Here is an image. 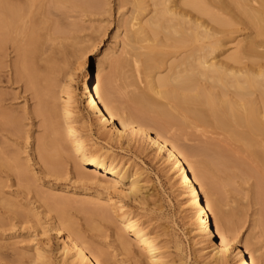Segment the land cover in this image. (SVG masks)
Returning <instances> with one entry per match:
<instances>
[{
    "label": "rangeland",
    "instance_id": "rangeland-1",
    "mask_svg": "<svg viewBox=\"0 0 264 264\" xmlns=\"http://www.w3.org/2000/svg\"><path fill=\"white\" fill-rule=\"evenodd\" d=\"M9 1L15 3L20 0ZM51 1L45 0V7L51 9L45 19L52 22V28L48 32L40 31L45 44L44 53L37 62L42 71L40 73L39 70L41 76L38 73V85L32 86L17 78L18 43L4 38L0 47V264H83L79 260L73 263V254L65 251L66 236L55 229L56 221L63 219L60 213L75 224L86 242L105 252L103 258L107 256L112 264H136L133 250H141L144 254L147 252L141 244L136 243L137 237L127 221L115 212L110 213V218H102L91 216L84 209L96 190L101 192L99 198L93 197L98 204H106L109 196L118 203H125L147 228L159 235L164 246V264H236L233 255L226 262L216 261L212 248L200 241L195 217L191 215L185 195L181 194L177 173L163 153L155 149V142L129 133L119 135L112 125L98 120L87 98L82 95L86 77L91 76L98 84L100 78L114 76V67L126 51L123 43L130 26L133 22H137L136 25L140 21L146 22L161 4L157 3L158 0H141L137 11L133 4L135 0H88L89 5L85 7L68 2L57 5ZM178 1L168 2L178 13L168 21L169 25L175 26V30L170 32L172 38L168 40V60L154 71V76L169 73L170 64L186 60L189 54L200 48L201 42L213 38L187 39L180 45V26L176 25L180 16L186 21L198 19L203 25L200 26L201 30L216 29L214 37L224 41L215 52L220 59L235 53L239 45H244L254 36L248 21L237 10H218L228 20L222 25L188 5L176 3ZM207 2L214 11V4L210 0ZM1 32L2 28L0 35ZM150 35L151 39L143 41V45L161 44L165 31ZM261 48L264 49L263 46ZM45 67L53 69L45 70ZM116 75L120 79L121 76ZM150 78V74L141 68L140 76H134L136 90L146 89ZM202 82L207 83L203 78ZM119 83L123 81L115 83V104L119 107V114L147 126L144 119L151 117L150 108L135 105L128 95L130 93L125 92V86H119ZM63 85L72 91V123L88 149L107 152L122 166L140 175L142 190L137 198L129 195L128 180L123 181L120 189L124 191L120 193L115 187L103 189L96 187L91 179L76 176L77 156L70 146L65 119L60 116L61 106L67 104V95L61 88ZM216 90L220 91V88L217 86ZM151 95L163 99L154 93ZM259 98V92L252 96L254 101ZM48 104L52 109L50 112L53 111L60 122L58 128L49 124V109L45 107ZM2 113L20 116L21 128L7 122ZM172 129L177 136L183 137V143L191 147L204 143L206 135L212 136L195 127L181 129L173 125ZM209 130L214 131L213 128ZM53 137H57L60 144L51 143ZM43 140L54 148L53 162L44 158L41 147ZM16 160L27 171V178H22L18 173L14 165ZM253 167V173L231 168L232 179L225 184L221 199L226 211L242 224L235 244L245 245L248 239L261 244L262 248L255 254L257 264H264V229L259 224L264 209L259 197L258 176L261 172L259 166ZM60 199L66 202L62 205L57 203ZM110 208L113 211V207ZM124 241L135 243L130 253L126 254L121 249ZM39 252L41 257L35 262Z\"/></svg>",
    "mask_w": 264,
    "mask_h": 264
},
{
    "label": "bare ground",
    "instance_id": "bare-ground-1",
    "mask_svg": "<svg viewBox=\"0 0 264 264\" xmlns=\"http://www.w3.org/2000/svg\"><path fill=\"white\" fill-rule=\"evenodd\" d=\"M170 1L158 0L157 3L161 6L154 9V14L146 22L140 21L139 25L133 22L130 26L123 43L126 51L117 61L113 72V77L115 78L118 73L121 81L119 76L113 81V77L100 78L99 83L95 84L91 76H88L83 85L82 95L87 98L89 107L98 120L105 125H112L119 135L129 133L137 138H147L155 142L153 143L155 149L163 153V157L175 169L181 194L185 195L191 215L195 217L194 223L200 233V241L206 242L207 247L212 248L216 261L226 262L230 255H233L236 264H257L258 257L255 253L262 245L253 239L245 241V245L235 244L242 224L226 211L221 196L225 184L232 179L229 172L231 168L253 173V165H257L261 172L258 176L259 197L264 206V49L261 48L264 47V0H210L216 8L214 11L207 0L176 2L188 5L222 25L228 23V20L217 11L237 10L248 21L254 36L244 45H239L235 53L220 59L215 52L221 48L224 41L220 37H214L216 29L201 30L200 26L203 25L198 19L186 21L180 16L176 22V25L180 26L181 38L178 39L180 45L187 39L197 40L200 37L212 36L213 38L201 42L200 48L189 54L186 60L170 64L169 73L154 76V71L168 60V40L172 38L170 32L175 30L174 25L168 24V21L178 14L168 5ZM51 2L53 4L68 2L71 5L85 7L90 1ZM140 2L141 0H135L133 3L137 11ZM50 11V8L45 7V0H20L15 3L0 0V29L2 28L0 47L4 38L18 43L20 52L16 64L17 78L27 81L32 86L38 85L40 67L37 62L44 53L45 42L40 37V31L48 32L52 28V22L45 19ZM159 31H165V38L161 44H142L143 41L151 39L150 34ZM141 68L151 76L146 89L142 88L143 91L136 90L134 81L136 74L137 77L140 76ZM49 69L53 67H45V70ZM202 78L207 83H203ZM122 81L119 86L122 84L125 86V92L130 93L128 95L132 97L135 105L150 108L151 117L148 120L144 119L147 126L119 114V107L115 104V86ZM217 86L220 91L216 90ZM61 88L67 95V104L61 106L60 116L65 119L70 146L77 156L76 176L80 179H91L96 187L103 189L115 187L120 193L124 191L120 189L123 181L128 180V193L137 198L142 190L140 175H137L136 171L131 172L129 167L122 166L109 153L88 149L72 123L74 118L71 107L72 91L65 85ZM256 92L260 94L258 101L252 99ZM151 93L163 99L155 98ZM48 106L49 104L45 107L49 109V124L58 128L57 124L60 122L54 112H50L52 109ZM3 116L15 128H21L20 116L11 113H4ZM173 125L181 129L195 127L196 130L204 134L209 132L212 136L206 135L208 138L203 139L204 143L197 146L193 144L191 147L182 142L183 137L173 132ZM209 128H213L214 131H210ZM50 141L53 144L61 142L57 137L51 138ZM41 143L44 158L53 162L54 148L50 147L47 140ZM17 161L14 165L18 173L22 178H27V171ZM105 178L108 179L104 182ZM100 194L101 192L96 190L84 209L90 212L91 216L102 218H110V213L115 212L118 217H123L127 221L133 235L137 237L136 243L141 244L147 252L144 254L141 250H133L131 246L135 243L128 241L122 243L121 249L126 254L133 250L136 264H164V246L159 240V235L147 228L133 209L124 205L125 203H118L109 196L106 204H98L93 197L99 198ZM58 202L62 205L66 201L60 199ZM110 207H113V211ZM60 216L63 219L56 221L55 229L59 234L66 236L65 251L67 254L70 252L73 254V263L79 260L83 264H112L107 256L102 257L105 252L100 247L83 239L79 229L64 213H60ZM259 221L264 229V209ZM39 257L40 252L37 253L35 262H38Z\"/></svg>",
    "mask_w": 264,
    "mask_h": 264
}]
</instances>
